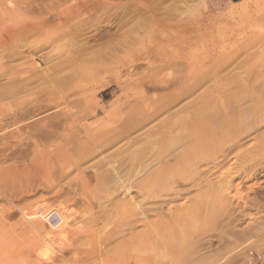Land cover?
Wrapping results in <instances>:
<instances>
[{"label": "rangeland", "instance_id": "374dc122", "mask_svg": "<svg viewBox=\"0 0 264 264\" xmlns=\"http://www.w3.org/2000/svg\"><path fill=\"white\" fill-rule=\"evenodd\" d=\"M0 32V264H264V0H0Z\"/></svg>", "mask_w": 264, "mask_h": 264}, {"label": "bare ground", "instance_id": "6f19581e", "mask_svg": "<svg viewBox=\"0 0 264 264\" xmlns=\"http://www.w3.org/2000/svg\"><path fill=\"white\" fill-rule=\"evenodd\" d=\"M68 1V0H67ZM68 14V13H67ZM70 14V13H69ZM70 15H66V16H64L65 18V20L66 19H68V17H69ZM63 17V16H62ZM71 17V16H70ZM56 19H58L57 21H61V20H63L62 18H56ZM42 21H43V23H42ZM45 22V23H44ZM55 22V21H54ZM63 22V21H62ZM41 23H42V25H45L46 24V21H44V20H36V22L34 21V22H30V25L29 24H27V28L29 27V28H31V29H38L39 27H40V25H41ZM48 23V22H47ZM56 23V22H55ZM58 23V22H57ZM64 23V22H63ZM19 26V25H18ZM21 27V26H20ZM12 29V28H11ZM19 29V28H18ZM4 30H6V29H4ZM8 30V29H7ZM6 30V31H7ZM10 30V29H9ZM2 31V30H1ZM5 32V31H4ZM9 31H7V33H6V35H8V37H9V34H11V30H10V33H8ZM13 32V31H12ZM15 32H16V30H15ZM0 33H2V32H0ZM5 33H4V36H2V37H4L5 39H6V36H5ZM14 33V32H13ZM11 36H12V34H11ZM1 37V36H0ZM3 38V39H4ZM2 39V38H1ZM4 39V40H5ZM12 55V54H11ZM31 62V61H30ZM17 65V64H16ZM67 66V65H66ZM3 70V69H2ZM16 70H18V69H16ZM17 72V71H16ZM57 72V71H56ZM40 74V73H39ZM14 76V75H13ZM65 76V75H64ZM16 77V76H15ZM21 81V80H20ZM69 82V81H68ZM49 83V82H48ZM67 83V82H66ZM11 91V90H10ZM34 91V90H33ZM6 97V96H5ZM17 98V97H16ZM15 100V99H14ZM37 103V102H36ZM72 117V116H71ZM62 119V118H61ZM66 119V118H65ZM74 120H76V119H74ZM68 121V120H67ZM48 122V121H47ZM49 123V122H48ZM55 123V122H54ZM66 124V123H65ZM51 125V124H50ZM64 125V124H63ZM45 126V125H44ZM56 126V125H55ZM62 127V126H61ZM71 126H67V125H65V126H63V128H61L62 130H63V132H62V134H59V136L57 137V138H55L52 142H50L49 143V145H47L49 148H51V147H54L55 145H57L58 143H60V142H63V141H65V138H66V135H67V131L69 130V128H70ZM46 128V127H45ZM38 129V128H37ZM59 129V128H58ZM29 130V129H28ZM22 131V130H21ZM41 132V131H40ZM49 132V131H48ZM45 133V132H44ZM26 134V133H25ZM13 135V134H12ZM17 135V134H16ZM44 135V134H43ZM7 136H9V135H7ZM11 136V135H10ZM15 136V135H14ZM30 136V135H29ZM33 136V135H32ZM35 136V135H34ZM13 137V136H12ZM15 137H17V136H15ZM24 137V136H23ZM53 137V136H52ZM68 137V136H67ZM6 138V137H5ZM8 138V137H7ZM32 138V137H31ZM8 140H9V138H8ZM29 140H30V138H29ZM34 140V139H33ZM71 140V139H70ZM14 141V140H13ZM35 141V140H34ZM68 141V140H67ZM39 142V141H38ZM66 142V141H65ZM69 142V141H68ZM11 143V142H10ZM28 144V143H27ZM15 145V144H14ZM33 145V144H32ZM47 147V148H48ZM5 148V147H4ZM3 149V148H2ZM6 149V148H5ZM67 149V148H66ZM1 151H3V150H1ZM44 152V151H43ZM47 152L50 154V153H52L53 151L52 150H47ZM34 153L37 155V154H39L40 152L39 151H35L34 150ZM40 156H41V154H40ZM43 156V155H42ZM49 156V155H48ZM47 156V157H48ZM57 156V155H56ZM44 157H46V155L44 156ZM46 157V158H47ZM51 157V156H50ZM59 157H61V156H59ZM66 158V157H65ZM50 159V158H49ZM35 160V159H34ZM38 160V159H37ZM40 160V159H39ZM39 160L37 161V162H39ZM43 160H45V158L44 159H42V161ZM15 161V160H14ZM58 161V160H57ZM33 162V161H32ZM66 162V161H65ZM49 162H47V164H48ZM50 163H57V162H50ZM68 163V162H67ZM39 164V163H38ZM66 164V163H65ZM64 164V165H65ZM46 164L44 163V166H45ZM57 165H60L59 163H57ZM66 165H68V164H66ZM44 166H43V168H44ZM52 166V165H51ZM117 166V165H116ZM34 167V166H33ZM41 167H42V165H41ZM46 167H47V165H46ZM112 167H114V166H112ZM8 168V167H7ZM3 169L4 170V174H7L8 175V177H9V175H13V174H16V169L15 168H10L9 170L8 169ZM67 168V167H66ZM66 168H65V170H66ZM68 169V168H67ZM115 169V168H114ZM0 170H1V167H0ZM2 170V171H3ZM22 170V169H21ZM1 171V172H2ZM36 172V171H35ZM2 173V174H3ZM99 174V173H98ZM2 176V175H1ZM20 176V175H19ZM7 177V176H6ZM15 177H16V175H15ZM30 177V176H29ZM85 177H83L82 176V180L84 179ZM96 178V177H95ZM97 179V178H96ZM95 179V180H96ZM37 180V179H36ZM57 180V179H56ZM84 181V180H83ZM15 191V190H14ZM19 191V190H18ZM7 195V194H6ZM97 195V194H96ZM99 196V195H98ZM92 199V198H91ZM86 202V201H85ZM127 203V202H126ZM129 203V202H128ZM130 204V203H129ZM128 204V205H129ZM130 205H132V204H130ZM130 209V208H129ZM26 212V211H25ZM196 213V212H195ZM197 214H199L198 212H197ZM33 223V222H32ZM35 225H36V223H35ZM43 226V223L41 222V220H39V223L37 222V225L35 226V227H37V228H39V227H42ZM85 226H86V224H85ZM34 227V228H35ZM88 227V226H87ZM33 228V229H34ZM43 228V227H42ZM82 228V227H81ZM30 229V228H29ZM89 229V228H88ZM85 231V230H84ZM76 237V236H75ZM78 238V237H77ZM79 239V238H78ZM138 240H140V239H138ZM137 240V241H138ZM74 242V241H73ZM143 243V242H142ZM66 246V245H65ZM62 248H65V247H62ZM62 248H60V249H62ZM35 250V249H34ZM63 250V249H62ZM140 250V249H139ZM50 257V256H49ZM81 263V262H80Z\"/></svg>", "mask_w": 264, "mask_h": 264}, {"label": "crops", "instance_id": "0c3cea01", "mask_svg": "<svg viewBox=\"0 0 264 264\" xmlns=\"http://www.w3.org/2000/svg\"><path fill=\"white\" fill-rule=\"evenodd\" d=\"M211 5L219 4L222 0H208ZM225 1H233V0H225Z\"/></svg>", "mask_w": 264, "mask_h": 264}]
</instances>
